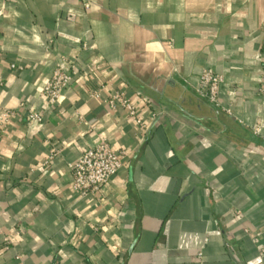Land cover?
I'll return each instance as SVG.
<instances>
[{
    "label": "crops",
    "instance_id": "0c3cea01",
    "mask_svg": "<svg viewBox=\"0 0 264 264\" xmlns=\"http://www.w3.org/2000/svg\"><path fill=\"white\" fill-rule=\"evenodd\" d=\"M59 61L77 75L51 105ZM99 87L151 100L145 137ZM3 108L0 264H264V0H0ZM102 138L126 163L82 197L70 165Z\"/></svg>",
    "mask_w": 264,
    "mask_h": 264
},
{
    "label": "built area",
    "instance_id": "2783aa9c",
    "mask_svg": "<svg viewBox=\"0 0 264 264\" xmlns=\"http://www.w3.org/2000/svg\"><path fill=\"white\" fill-rule=\"evenodd\" d=\"M87 5L88 0H84V6ZM11 66L14 67L15 65ZM76 75L77 72L74 67L68 70L63 66L62 61L56 63L43 84L42 91L45 99L51 105L56 104L64 89ZM222 82V75L215 73L211 69H204L199 75L194 89L199 96L207 99L224 112L231 114L232 110L230 107H223L221 103L220 90ZM101 93L102 88L99 87L90 91V96L102 98ZM102 102L110 110H123L131 118L142 138L147 135L156 117L152 109L151 100L140 92L129 94L121 89L110 90L108 95L102 98ZM20 115L21 113L17 109H0V136L5 132L10 121L13 118L20 117ZM25 119L29 123H41L42 115L38 111L29 109L25 114ZM54 154L52 153L49 159ZM126 159L127 153L124 149H116L108 140L100 139L94 145L85 148L71 163V189L82 197H97L122 169ZM261 251L264 252V247H262Z\"/></svg>",
    "mask_w": 264,
    "mask_h": 264
},
{
    "label": "clouds",
    "instance_id": "9594fccd",
    "mask_svg": "<svg viewBox=\"0 0 264 264\" xmlns=\"http://www.w3.org/2000/svg\"><path fill=\"white\" fill-rule=\"evenodd\" d=\"M38 39V38H37ZM8 155H11L10 153H8Z\"/></svg>",
    "mask_w": 264,
    "mask_h": 264
}]
</instances>
